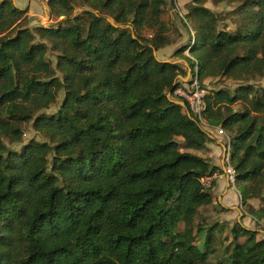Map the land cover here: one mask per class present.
I'll return each instance as SVG.
<instances>
[{
  "label": "trees",
  "instance_id": "obj_1",
  "mask_svg": "<svg viewBox=\"0 0 264 264\" xmlns=\"http://www.w3.org/2000/svg\"><path fill=\"white\" fill-rule=\"evenodd\" d=\"M207 1L236 3L234 29H219L225 18ZM167 4L47 0L64 19L32 31L21 25L26 11L0 0V264H264V238L241 223L229 228L232 248L222 259L209 261L222 223L204 230L205 252L194 244L208 208L227 211L214 201L216 182L202 183L222 171L191 152L212 139L174 95L187 69L200 83H243L208 93L201 116L229 136L240 202L259 200L250 215L264 218V87L249 84L264 80V0H193L185 18L194 43L173 54L187 68L153 54L173 44ZM174 33L182 37L176 23ZM188 48L195 62L183 55ZM61 92L56 113L39 114ZM30 122L46 141L9 149L3 139L20 143Z\"/></svg>",
  "mask_w": 264,
  "mask_h": 264
},
{
  "label": "rangeland",
  "instance_id": "obj_2",
  "mask_svg": "<svg viewBox=\"0 0 264 264\" xmlns=\"http://www.w3.org/2000/svg\"><path fill=\"white\" fill-rule=\"evenodd\" d=\"M10 1H12V3L20 10L26 11L25 16H23L24 19L21 22L23 28H28L33 31L38 26H43L46 28L55 27L57 26L58 23L62 22L64 19V17H56L49 12L48 7L46 6L47 0H10ZM170 1L173 2V6L170 5ZM192 3L193 0H168L167 6L163 9L162 19L166 23L167 27L170 29V31L166 35L173 40V44L168 47H165L164 49L156 53V57L159 60L162 61L178 60L179 61L178 64L179 63L183 64L184 61L182 59L174 58L173 54L178 48H183L184 46L188 45L190 39H192V44L194 43L195 31L192 30L191 25L187 22L185 18V15L187 14V6ZM203 6L209 9L211 12L219 15L221 18H225L224 22H221V24L219 25V29H225V30L234 29L235 24L233 20V15H230V13L236 8V3L226 4L225 2H222L219 4H214L211 1H207L203 4ZM81 10H82L81 7H77L76 10L73 12V15L79 13ZM184 22L187 24L188 33H186ZM175 23L182 35L181 38H178L174 33ZM142 34L146 37H150L151 32L143 31ZM56 55H57L56 52L52 50H49L47 53V60L51 63L53 68L55 67ZM183 55L195 62V60L189 54V48L184 52ZM188 71H186V75H184V77L182 76L177 77L178 87H183L187 85L188 82L191 80L192 77L190 71L189 72ZM187 73H189V75H187ZM202 82H203L201 83L202 87L207 91V94L218 90L232 93L237 86L243 84L241 82L232 81L230 79L223 77L206 79ZM249 84H253L256 86L260 85L264 87V80L263 79L254 80L249 82ZM171 98L174 99V97ZM62 99H63V93L61 92L58 95V98L55 100V102L48 109L39 112V114L56 113L62 102ZM232 110L234 112H240L242 108L239 106L238 103H236L232 106ZM201 126L204 129V131H206L210 135L212 141L208 142L203 150L191 151V152H193L198 156L207 158L208 152L210 151V147L212 148L213 146H216L215 141H219L220 143H222L223 147L226 148V145H228L229 143V136L227 134H225L224 132L220 133L219 130L221 129L218 127H209L208 125H206L202 116H201ZM31 140H35L37 142L46 141V139H44L39 133L34 131L31 122L22 126V137L20 143L11 144L8 142L7 139H3L6 146L14 151H19L23 145H25L27 142ZM220 157L221 154L219 155V158ZM228 159H229V153H226L224 166L226 162L228 163ZM221 167L223 173L225 174L222 165ZM213 179L214 178L202 179V183H204L205 186H209L211 180ZM226 180L228 183L227 178ZM228 185L235 192L237 197L236 212L233 213L232 211L227 210L226 212L221 213L219 217L215 215L216 213L212 210L215 209V207L208 208V214L210 215V218L209 220H207L208 222L205 220V223L203 224L204 226L203 233L199 235H195L194 238V244L198 247V249H200V251L205 252L207 242H206V235L204 234V230L210 228L213 222H218L223 224L225 229L221 230L219 229V227H215V229L213 230L214 239L210 246L213 252L209 255V261L212 262L222 259L224 256L229 255L232 248V246L230 245L231 235L229 228L234 226L235 223L243 224L250 222L251 224L250 228L254 231H257V236H256L257 240L264 238V218L258 220L252 215H250V213H254L255 211H258L260 209L261 202L257 199H253L250 200L246 205H242L240 202V196H239V192L237 191L236 184L229 182ZM213 198L214 201H217L216 196L214 194H213ZM197 222H199V220L196 221V223ZM180 228L181 229L183 228L182 225L180 226ZM239 240L243 241V238H240Z\"/></svg>",
  "mask_w": 264,
  "mask_h": 264
},
{
  "label": "crops",
  "instance_id": "obj_3",
  "mask_svg": "<svg viewBox=\"0 0 264 264\" xmlns=\"http://www.w3.org/2000/svg\"><path fill=\"white\" fill-rule=\"evenodd\" d=\"M185 68H187L186 63L183 62L182 64ZM188 71V70H187ZM189 72V71H188ZM189 75V73H187ZM216 146L210 147V151L208 152L207 159L210 160L211 164L218 166L221 168L222 174L216 173L214 177V181L216 182V185L213 190V194L216 196L217 203L227 209L232 211L233 213L236 212V194L231 189V187L228 185L225 174L222 170V159H223V145L219 141H215ZM221 154V157L219 158V155ZM205 158V157H204ZM220 217V216H219ZM252 223V222H251ZM243 227L250 229V222L241 224ZM247 226V227H246Z\"/></svg>",
  "mask_w": 264,
  "mask_h": 264
},
{
  "label": "built area",
  "instance_id": "obj_4",
  "mask_svg": "<svg viewBox=\"0 0 264 264\" xmlns=\"http://www.w3.org/2000/svg\"><path fill=\"white\" fill-rule=\"evenodd\" d=\"M191 80L187 85L183 87H177L174 91V95L182 98L188 106L189 111L195 115L201 122V115L205 110L204 98L207 96V91L202 87V84L198 80L197 74L191 76ZM220 133H223L222 130H219ZM225 176L228 179V183H235L234 172L229 164L226 162L224 166ZM215 174L208 178H214Z\"/></svg>",
  "mask_w": 264,
  "mask_h": 264
},
{
  "label": "water",
  "instance_id": "obj_5",
  "mask_svg": "<svg viewBox=\"0 0 264 264\" xmlns=\"http://www.w3.org/2000/svg\"><path fill=\"white\" fill-rule=\"evenodd\" d=\"M110 24L114 25L112 20L108 19L107 20ZM155 56H156V52L153 53ZM164 62L166 63H172V64H176L178 63L179 61H170V60H165ZM167 97L170 98V92L167 94ZM176 104L184 107V103L183 102H175ZM225 157H226V148L223 149V159H222V166H223V169H224V161H225Z\"/></svg>",
  "mask_w": 264,
  "mask_h": 264
}]
</instances>
